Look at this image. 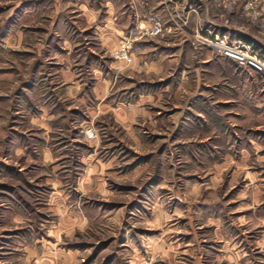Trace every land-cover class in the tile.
<instances>
[{"label": "rangeland", "instance_id": "374dc122", "mask_svg": "<svg viewBox=\"0 0 264 264\" xmlns=\"http://www.w3.org/2000/svg\"><path fill=\"white\" fill-rule=\"evenodd\" d=\"M26 1L0 0V264H34L30 244L41 259L59 249L78 251L80 264H129L127 235L189 242L176 257L183 264H264V73L216 55L210 69L188 63L180 92L174 60L163 81L116 63L106 101L124 103L123 118L141 93L163 97L135 120L97 117L89 63L117 62L120 40L105 56L90 28L77 29L68 62L86 87L80 98L66 96L51 53L33 59V43L4 41L10 32L63 29L60 18L51 23L49 0H38V20L22 19ZM207 2L212 26L264 54V0ZM165 38L147 42L160 48ZM43 128L51 130L48 161ZM148 262L171 264L162 253Z\"/></svg>", "mask_w": 264, "mask_h": 264}, {"label": "crops", "instance_id": "0c3cea01", "mask_svg": "<svg viewBox=\"0 0 264 264\" xmlns=\"http://www.w3.org/2000/svg\"><path fill=\"white\" fill-rule=\"evenodd\" d=\"M49 2L48 9L52 20L51 23L59 26L60 22L58 23L57 21L60 18L59 20L63 22V29L60 26L61 30L58 28L49 30L43 35H39L36 32L29 34L25 30L10 32L4 36V41L7 45H14L18 48L25 47L28 42L33 43V59H39L42 54L47 52L51 53L50 59H56V64L60 68V77L62 78V85L65 86L64 95L66 96H77L80 98L84 96V88L86 87L83 80L74 72L76 71L74 70L75 68L72 69V65L68 62L75 61L73 51L78 44H76L73 34L78 33L76 32L77 29L86 30L90 28L89 34L93 41L96 42L95 51H99L106 56L108 53L112 54L121 38L130 34H137L142 28L149 26L147 20L150 15L162 18L166 24L175 26L176 31L166 36L160 48H154L148 44L147 41L153 38H147L136 44L134 62L129 67H126L128 70L126 72L132 74V76L142 78L152 74L159 77L158 81H163L166 74H168L170 61L174 60L178 69H182V76L177 91L183 92L187 84L184 74L188 68V63L194 65L197 72L200 67L210 69V65L217 55L219 61H222L230 68L236 66L235 61L221 56L217 48L199 41L201 36L214 40L225 35L221 28L212 26L213 17L210 14V4L207 0H49ZM19 8L22 9H20L23 13L22 19L30 18L34 21L40 18L42 14L40 1L38 0H27ZM75 23H79V26L75 25ZM42 38L43 40L40 41ZM54 39H63V46H58L56 43L55 48L51 50L49 42ZM47 45L49 49H47ZM23 50L27 51V49ZM168 58L172 59L168 60ZM62 60L66 64L60 62ZM116 63L119 62L110 61L106 62L105 65L89 63L93 68L96 67L94 69L96 73L95 81L91 86V91L98 105L101 104L97 107L96 115L98 117L112 113L113 118L118 123V119L135 120L140 115H146L148 110L147 103L160 101L165 90H162V93L159 91L141 93L129 105L131 109L127 112L128 114L124 111L126 116L123 118L121 111H123L122 107H125V104L120 102L114 106L111 102L106 101L110 94V86L114 82L112 72L116 68ZM110 71L111 73H109ZM252 71L255 72L254 70ZM65 72L67 73L65 74ZM196 81H198V78H196ZM139 82L141 84L146 83V81L142 80ZM153 82L154 80H152ZM43 134V139L46 143L43 148L45 150L43 155L46 160L47 156L51 155V142L48 138L51 130L43 128ZM125 237L124 243L127 247H130L132 252L129 264H141L147 256L157 253H162L165 260L167 259L171 264L174 261L177 264H183L184 262H177L176 257L181 253L185 254V249L189 246V242L184 240L174 243L177 241L170 242L167 238H161L162 236L150 235L144 238H137L135 235V237L130 238L127 235ZM197 245H199L198 253L200 254V244L197 243ZM25 246L26 248L30 246L32 251L35 252L32 256H27L26 254L27 261L33 260L34 264H80L79 261H82L78 251L68 250L62 253V251L59 252V249L49 250L47 256L41 259V255L39 256L38 254L37 244ZM180 249L184 250L179 251Z\"/></svg>", "mask_w": 264, "mask_h": 264}, {"label": "built area", "instance_id": "2783aa9c", "mask_svg": "<svg viewBox=\"0 0 264 264\" xmlns=\"http://www.w3.org/2000/svg\"><path fill=\"white\" fill-rule=\"evenodd\" d=\"M214 2L216 3L217 0ZM250 7V4H247L245 9L249 10ZM147 21L149 26L142 28L139 33L130 34L120 39L119 46L114 53L117 62L126 66L131 65L134 60V48L138 42L147 38H162L176 31L175 26L166 24L162 18L156 15H150ZM199 41L217 48L221 56L235 61L239 68H249L258 73H264V54L251 44H245L239 40L231 42L227 35L214 40L201 36ZM146 264H153V262Z\"/></svg>", "mask_w": 264, "mask_h": 264}]
</instances>
